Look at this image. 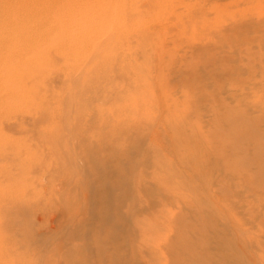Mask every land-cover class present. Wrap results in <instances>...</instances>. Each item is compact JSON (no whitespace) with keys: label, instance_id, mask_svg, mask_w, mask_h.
Masks as SVG:
<instances>
[{"label":"rangeland","instance_id":"374dc122","mask_svg":"<svg viewBox=\"0 0 264 264\" xmlns=\"http://www.w3.org/2000/svg\"><path fill=\"white\" fill-rule=\"evenodd\" d=\"M32 3L0 10V264H264V0Z\"/></svg>","mask_w":264,"mask_h":264},{"label":"bare ground","instance_id":"6f19581e","mask_svg":"<svg viewBox=\"0 0 264 264\" xmlns=\"http://www.w3.org/2000/svg\"><path fill=\"white\" fill-rule=\"evenodd\" d=\"M32 2V0L31 1H29V0H8L7 2H2V3H0V10H2L1 9V4H3V5H5V7H6V9H5V12H6V10H7V13H9V17L6 15H4L5 16V19L4 20H8L9 19V21H8V24L10 23V25L11 26H13V27H15V29L16 30H19L20 29V27L22 26V23H24L25 22V20H24V17L27 15V16H29V15H31V14H33V15H35V4L34 3H32V4H30ZM28 3V4H27ZM30 4V5H29ZM13 8V9H12ZM31 13V14H30ZM25 16H24V15ZM27 18V17H26ZM23 20V22H21ZM5 23H7V22H5ZM29 25V24H28ZM26 27V26H25ZM8 28L10 29V27L8 26ZM20 32V31H19ZM18 33V32H17ZM10 34V33H9ZM11 36V35H10ZM30 41V40H29ZM9 43V42H8ZM2 48V47H1ZM27 53V52H26ZM9 58V57H8ZM20 59V58H19ZM23 59V58H22ZM38 119V118H37ZM36 121V120H35ZM39 121V120H38ZM20 124V123H19ZM87 171V170H86ZM88 174V173H87ZM63 186V185H62ZM57 187V186H56ZM59 187H61V186H59ZM96 189V188H95ZM98 189V188H97ZM59 190V189H58ZM94 190V188L92 189V190H88V193L89 194H91V196H90V203H92V206L91 207H93V203H94V201L96 200V202L97 203H99V204H101V188H99L98 189V193L95 195V193L93 194V191ZM83 200V199H82ZM83 203V202H82ZM96 206V205H95ZM117 207H115L113 210H114V212H118L119 213V211H118V209H116ZM93 209V208H92ZM117 210V211H116ZM82 212V211H81ZM97 213H101V206H99L98 207V210H97ZM96 210L94 209V213L92 214L95 218H97L96 217ZM80 214V213H79ZM91 214V213H90ZM91 215V216H92ZM101 215V214H100ZM112 216H110L109 214H107V216H105V220H107L108 222H113L114 224H115V226H119V225H121V226H123V225H125V223H126V221H125V218L123 217V216H121V215H118V217H117V222H116V220L114 219V220H112V218H111ZM126 217H127V215H126ZM57 219V218H56ZM99 219H101V216H99ZM94 221V220H93ZM101 222V221H100ZM117 223V224H116ZM88 228V227H87ZM118 228V227H117ZM89 229H91L90 227H89ZM89 231V230H88ZM121 231V230H120ZM86 232H87V229H86ZM92 232V231H91ZM118 232V231H117ZM122 233H123V235H124V233L125 234H127V236L128 235H130L129 234V231H128V229H127V227H125L123 230H122ZM131 233V232H130ZM87 236H89L88 235V233L86 234ZM96 255V254H95ZM100 255V254H99Z\"/></svg>","mask_w":264,"mask_h":264},{"label":"clouds","instance_id":"9594fccd","mask_svg":"<svg viewBox=\"0 0 264 264\" xmlns=\"http://www.w3.org/2000/svg\"><path fill=\"white\" fill-rule=\"evenodd\" d=\"M23 264H34V262L31 260H27V261H24Z\"/></svg>","mask_w":264,"mask_h":264}]
</instances>
